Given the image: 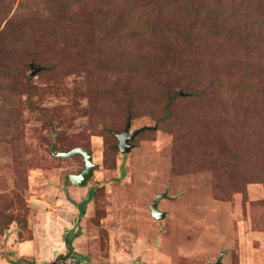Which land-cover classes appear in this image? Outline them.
Here are the masks:
<instances>
[{"label": "rangeland", "instance_id": "1", "mask_svg": "<svg viewBox=\"0 0 264 264\" xmlns=\"http://www.w3.org/2000/svg\"><path fill=\"white\" fill-rule=\"evenodd\" d=\"M47 1L0 8V59L16 65L0 75V264H264V0H202L247 31L236 44L184 39V0H78L68 37L35 22L20 42ZM237 48L249 69L235 77L254 89L237 92L219 62ZM128 120L151 128L121 153ZM52 143L90 152L84 185L68 178L82 156ZM215 163L238 169L217 182Z\"/></svg>", "mask_w": 264, "mask_h": 264}, {"label": "trees", "instance_id": "2", "mask_svg": "<svg viewBox=\"0 0 264 264\" xmlns=\"http://www.w3.org/2000/svg\"><path fill=\"white\" fill-rule=\"evenodd\" d=\"M6 1H9V0H0V8H7L8 5L6 4L7 3ZM75 1H78V0H54L52 2L47 1L46 3L48 4H45V8H46L45 10L47 11L44 13L45 15L40 19L34 20L33 22H28L29 24L23 25L20 28L21 29V31L19 30L20 32H16V34L21 37L20 42H24V41L26 42L27 40L23 29H25L26 27H30L33 31L36 28L35 22H38L41 24L40 27L43 28L42 34H44L47 37H50V38L52 37L54 39L68 37L70 34L68 31L69 30L68 25H73V24L75 25V22L73 19L74 11L71 8L72 2H75ZM257 1L259 0H248L247 2H245V5H248V4H251L252 2H257ZM233 2L234 3L229 4V3H226V0H225V4H224L225 6L218 5L215 8H210V4L208 3V5L205 6L202 0H191V1L184 0L183 5H182L183 7L182 19L184 21L182 22L187 23V28L183 30L182 37L184 39H187L192 34H194L196 38H203V36L209 37V40L217 38V39L223 40L227 45L234 44V43L236 44L240 40L243 41L245 38H249V34L247 33V31H243L240 34L239 29L236 28V26H234V22L225 15V12L227 11L219 12L218 10L219 8H221V6L225 7L226 9L234 10L236 1L234 0ZM239 4H244V2L239 3ZM7 9H9V6ZM165 10L166 8L164 9L162 7L160 9L161 12L163 11L165 12ZM260 13L263 14L261 17H262V20L264 21V12L260 11ZM158 14H159V10L151 14L152 16L147 15V19L145 20L147 31L149 32L157 31V33L160 32L161 29L156 30V28L158 27L155 26L161 23V20L159 21L157 20L159 17ZM154 16L156 17L155 19L153 18ZM128 23L129 22L125 19V17H123L120 20L118 19L115 22L116 25H120V29H118L120 30V32L125 31V29L128 26L126 24ZM262 23L264 24V22ZM157 38H159V34L157 35ZM237 51H238V48L236 50L235 49L228 50V55L224 57L223 59H221L219 62L221 64H226L229 67L228 70L232 72V76L234 79V81L231 83L237 92L244 91L245 90L244 88L247 85H250L251 88L253 87L254 89L253 84H247V82L244 79H242V77L241 78L235 77V75H240V76L246 75L247 70L249 69L248 66L245 65V62L241 61V59H238V57H236ZM10 65L11 67L13 66L11 63L0 59V75L7 76V74L9 73ZM15 66L12 67L11 73L13 71H16ZM262 68H264V66H262ZM261 74L264 78V69L261 71ZM213 82L214 84H216V88H220V86H222L223 84L221 83L223 81L218 78L215 79ZM16 87L18 88L19 85H17ZM253 89L252 91L256 92V88H255V91ZM17 92H15L14 95H16ZM257 93L260 94L257 97L263 100L264 92L258 91ZM6 96H9V95H6ZM170 102L171 101L168 100L167 105H169ZM166 113L167 115L169 114L168 109ZM222 168L223 169L217 168L216 163L215 165L212 166L213 177H214V180L217 182L221 181L223 178H224V181L229 180V177L231 178L232 176L236 174V172L233 171L232 169H238V167H234L232 164L230 168H227V167H222ZM220 191L224 192L223 190H220Z\"/></svg>", "mask_w": 264, "mask_h": 264}, {"label": "water", "instance_id": "3", "mask_svg": "<svg viewBox=\"0 0 264 264\" xmlns=\"http://www.w3.org/2000/svg\"><path fill=\"white\" fill-rule=\"evenodd\" d=\"M36 71H38V69H33L32 65H31V73L30 74L34 75ZM129 127H130V121L128 120L125 127L123 128V130L120 133L116 134V136H115L117 139L118 150L121 153H127L129 151V149L131 147V145L129 144L130 141L139 132H141L143 130H148L151 128V127L144 126V127L135 129L132 132H129ZM50 153L54 157H62V158L71 157V156H74L76 154H80L83 158L84 168L80 173L71 174L68 176V178L73 185L82 186L86 183L88 177L91 174V170L93 167L90 152L86 151L82 147H75V148L69 149L67 151H58V150H55V145H54V143H52L50 146ZM163 197H166V194L157 195L155 197V199L153 200L152 204L149 206L150 214L155 219H161L165 215L163 212L159 211L157 208L158 201ZM219 259H220V256L216 261L212 262L211 264H218Z\"/></svg>", "mask_w": 264, "mask_h": 264}]
</instances>
